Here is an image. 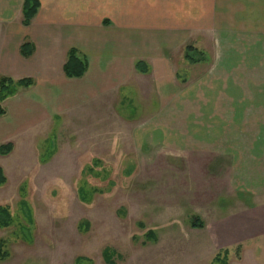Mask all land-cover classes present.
I'll return each mask as SVG.
<instances>
[{
    "label": "crops",
    "instance_id": "crops-1",
    "mask_svg": "<svg viewBox=\"0 0 264 264\" xmlns=\"http://www.w3.org/2000/svg\"><path fill=\"white\" fill-rule=\"evenodd\" d=\"M24 2L0 0V78L32 81L4 102L19 118L0 119V143L49 114L110 104L123 91L150 109L156 98L151 117L135 128L137 141L208 176L224 172L223 188L250 197L248 212L216 228L217 254L228 250L230 258L235 246H249L264 264V0H38L28 27ZM194 34L231 40L214 59L200 49L205 62L182 60L188 77L192 67L213 65L183 90L169 53ZM25 42L29 58L21 55ZM72 49L87 64L78 79L64 72Z\"/></svg>",
    "mask_w": 264,
    "mask_h": 264
},
{
    "label": "rangeland",
    "instance_id": "rangeland-1",
    "mask_svg": "<svg viewBox=\"0 0 264 264\" xmlns=\"http://www.w3.org/2000/svg\"><path fill=\"white\" fill-rule=\"evenodd\" d=\"M219 37L202 40L194 34L168 54L182 77H188L182 68L191 67L182 62L184 47L193 44L214 59L231 40ZM212 66L192 67L183 90L200 83ZM14 88L12 98L20 90ZM155 100H148L152 109ZM100 101L49 114L0 143L13 146L0 154L7 180L0 206L13 218L11 227L0 229L10 253L0 264H77L78 258L85 259L81 264H107L106 248L115 252V264H222L214 260L220 247L216 228L248 212L252 199L223 188L224 172L208 176L209 171L141 146L135 128L151 117L149 105L124 99V91L110 104L99 106ZM3 109L0 119L13 112L4 103ZM196 219L203 228L193 227ZM227 264L256 263L249 246L237 245Z\"/></svg>",
    "mask_w": 264,
    "mask_h": 264
},
{
    "label": "trees",
    "instance_id": "trees-1",
    "mask_svg": "<svg viewBox=\"0 0 264 264\" xmlns=\"http://www.w3.org/2000/svg\"><path fill=\"white\" fill-rule=\"evenodd\" d=\"M39 9V2L38 0H25L24 6H23V21L22 24L25 27L30 26L32 20L36 16ZM33 54V47L31 43L25 42L21 47V55L24 58H29ZM207 54L198 49L193 44H188L184 47L183 50V60L188 65H197L202 62H205L207 60ZM139 67V64L137 65ZM87 70V64L86 62L79 57L78 52L74 49H72L68 54L67 62L64 66V72L68 79H78L84 76ZM145 73L146 71H142ZM185 76V74H184ZM180 78H182V82H187L186 77H182L180 75ZM15 84L19 87L28 88L31 86L32 81L30 80H20V81H14L11 78L2 77L0 78V117L5 115V110L3 109V103L12 95L14 92H16ZM13 88V89H12ZM12 89V90H11ZM13 146L11 143H8L6 145H2L0 147V154L1 155H7L11 152ZM6 177L4 174L3 169L0 167V187H2L6 183ZM13 223V218L11 211L8 207L0 206V229H7L11 227ZM86 227H88L87 223H84ZM193 227L196 228H203L204 225L199 219H196V221L193 224ZM150 239H154L156 236L153 232H148V235ZM104 260L107 264H115L114 256L115 252L112 251L109 248H106L103 252ZM10 258V253L7 249V244L4 240H0V263L6 262ZM214 260L222 262V264H227V261L229 260V251L224 250L216 255ZM85 259L78 258L77 264H81Z\"/></svg>",
    "mask_w": 264,
    "mask_h": 264
}]
</instances>
